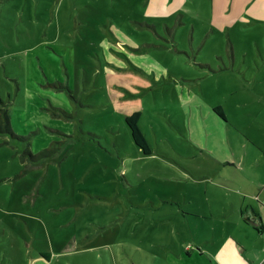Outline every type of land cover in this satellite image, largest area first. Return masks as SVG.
Masks as SVG:
<instances>
[{
  "label": "rangeland",
  "instance_id": "1",
  "mask_svg": "<svg viewBox=\"0 0 264 264\" xmlns=\"http://www.w3.org/2000/svg\"><path fill=\"white\" fill-rule=\"evenodd\" d=\"M41 48L65 83L45 74L37 85L70 110L44 111L43 147L31 146L38 133L0 132V264H166L161 243L178 231L167 202L189 192L203 205L215 189L203 144L232 143L238 166L218 172L237 175V188L264 149V0H0V108L10 115L23 110L28 57ZM135 113L151 156L133 141Z\"/></svg>",
  "mask_w": 264,
  "mask_h": 264
},
{
  "label": "crops",
  "instance_id": "2",
  "mask_svg": "<svg viewBox=\"0 0 264 264\" xmlns=\"http://www.w3.org/2000/svg\"><path fill=\"white\" fill-rule=\"evenodd\" d=\"M53 50L65 55L64 50L59 51L55 47ZM31 54L26 64L27 100L23 110L11 111V121L14 131L17 132H20L19 129L25 132L38 130V137L31 142V146L43 147L46 146V141L48 143L51 141L43 130L52 119L44 112L47 108L46 101H49L51 106L65 107L67 110H70V104L58 92L43 91L37 85V83L45 84L43 75L56 70L54 76L59 77L61 87L64 88L62 69L59 67L60 60L44 48L35 50ZM63 64L67 70L71 68L66 58ZM48 66L54 70H48ZM48 74H46L48 80L53 81V75ZM29 99H32L33 103H27ZM54 99L58 100L54 101ZM219 108L221 116L227 119L225 110L222 106ZM216 109L217 107L214 108L215 111ZM202 111L204 114L205 110ZM55 122L59 123L54 124L61 123L62 129L66 132L74 128L69 122L66 125L62 124V121L55 120ZM216 126L219 133L220 123H216ZM226 144L219 140L218 135H214L201 147L207 149L216 173L210 174L209 178L205 179L209 187L213 186L215 189L210 193L211 188L206 187L204 196L202 195L205 198L204 204L194 206L188 192L173 196V199L167 202L173 205L172 208L164 207L170 214L167 218L169 230L173 232L177 225V233L186 237L178 238L177 233L174 232L171 242L161 243L163 249L160 251L165 255L166 264H264V149H260L261 153L253 160L248 159L247 167L253 170V175L247 173L245 175L247 185L243 184V187L237 188L235 187L238 183L237 175L218 172L219 167L238 166L233 156L232 143L230 144L232 152ZM245 162L246 159L242 164ZM210 197L220 199V203L210 204L206 201V198ZM179 243L182 244V248H178Z\"/></svg>",
  "mask_w": 264,
  "mask_h": 264
},
{
  "label": "trees",
  "instance_id": "3",
  "mask_svg": "<svg viewBox=\"0 0 264 264\" xmlns=\"http://www.w3.org/2000/svg\"><path fill=\"white\" fill-rule=\"evenodd\" d=\"M65 50V54L69 55L71 53V49H64ZM36 51H39V50H36ZM55 63H53L52 65L54 66ZM56 71V70H55ZM55 71H51L52 73L48 74V72L46 74L48 75H53L55 74ZM58 99H54V101H57ZM29 102H32L33 103V100L29 99ZM60 103V102H59ZM63 103V102H62ZM46 111H53V110H59L62 114H67V108L65 107H56V106H52L51 110L50 109H45ZM216 111L218 113H220V108H217ZM61 113L59 114H56L54 112H52V114L54 116H60ZM139 119H140V114L139 113H135L131 116H128L126 118V122L130 128V131H131V135H132V138H133V141L135 143V145L137 147H139L140 149H142L144 155L146 156H150L152 155V148L151 146L149 145V143L147 142L145 136L143 135L141 129H140V126H139ZM7 132V133H11L13 136L17 137V138H20L19 136H16L14 134V129H13V126H12V121H11V115L8 111L7 108H0V132ZM39 131H33V132H30V134L32 133H35L37 134ZM48 154L47 153H43L41 152L39 154V157H44V156H47ZM38 157H33V159H36Z\"/></svg>",
  "mask_w": 264,
  "mask_h": 264
}]
</instances>
